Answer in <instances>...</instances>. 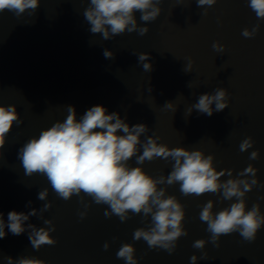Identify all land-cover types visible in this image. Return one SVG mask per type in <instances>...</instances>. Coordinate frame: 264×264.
<instances>
[{
	"label": "water",
	"instance_id": "1",
	"mask_svg": "<svg viewBox=\"0 0 264 264\" xmlns=\"http://www.w3.org/2000/svg\"><path fill=\"white\" fill-rule=\"evenodd\" d=\"M89 4L90 0H40L35 12L0 13V106L15 105L23 121L14 123L0 149V213L7 225L10 211L28 214L36 210L24 221V233L13 235L5 227L0 264H8L7 257L13 264L21 258L44 264H126L117 258L126 243L133 245L137 264H192L193 255L198 258L195 264H264V226L253 242L239 232L222 235L219 247L211 242L207 223L200 219L203 206L211 200L215 217L237 202L236 197L224 200L222 189L185 196L179 183L157 184V191L164 190L162 198L175 196L185 211L181 227L188 234L178 238L175 251L169 254L150 248L142 238L134 239L135 230L151 227V214L129 211L126 221L115 214L106 217L105 211H111L108 205L95 203L83 192L66 201L54 192L45 175L25 174L18 152L29 139L63 122L68 107L75 109L79 120L91 107L102 105L130 126H147L137 155L150 136L159 137L158 145L201 150L205 158L214 157L212 167L218 173L224 172L221 184L228 179L250 183L252 174H239L252 165L258 183L243 199L246 210L258 204L264 215V19L257 18L249 0H217L203 7L197 6V0H162L161 14L153 22H142L140 13H135L138 27L149 28L146 35L126 31L109 40L90 31L84 17ZM256 25L259 30L254 37L242 35L245 28L251 31ZM216 42L223 51L213 48ZM105 49L114 58H105ZM140 53L149 59L140 62ZM189 61L192 67L186 72ZM143 63H149L151 70L145 71ZM217 88L227 90L228 107L215 111L213 103L211 116L192 107L200 95H214ZM167 102L174 107L166 108ZM118 135L123 133L118 131ZM248 137L253 146L240 151ZM253 151L259 153L254 160L250 159ZM174 163L169 157L141 165L135 156L127 162L129 167L143 168L153 179L163 176L165 180ZM44 189L48 196L41 200L38 195ZM49 202L52 207L45 211ZM80 213L86 215L81 218ZM46 220L52 225H46ZM29 225L46 231L54 226L49 235L56 243L34 249ZM198 239L207 242L203 249L193 247Z\"/></svg>",
	"mask_w": 264,
	"mask_h": 264
},
{
	"label": "clouds",
	"instance_id": "2",
	"mask_svg": "<svg viewBox=\"0 0 264 264\" xmlns=\"http://www.w3.org/2000/svg\"><path fill=\"white\" fill-rule=\"evenodd\" d=\"M217 0H197V6H213ZM40 0H0V13L5 10L20 16L26 10H35L39 7ZM162 0H90L89 7L84 12L86 21L91 25L93 34H102L104 40L114 36L138 32L143 36L149 32L147 26L137 25L135 13H140L142 22H153L161 14L162 9L158 6ZM249 7L255 12L257 18L264 19V0H249ZM206 11V10H205ZM259 30L256 25L251 31L245 28L242 35L252 38ZM217 51H223V46L218 42L213 44ZM135 55V53H133ZM105 58H114V54L105 49ZM140 62L147 61L149 55L140 53ZM192 62L189 61L186 72L190 71ZM145 71L151 70L149 63H143ZM228 92L226 89L217 88L214 95L202 94L198 102L192 107L202 114L213 115L212 108L215 103V111H222L228 107ZM172 109L171 102L164 105ZM68 115L63 122L57 121L51 127L41 131L38 138L29 139L18 152V158L22 162L25 174H43L47 177L54 192L62 199L69 200L74 194L81 192L90 196L97 204H106L111 211H105V216L115 214L121 221L129 218V211L134 214L143 213L144 216L151 214V227L148 230L139 228L134 232V239L145 240L150 248H161L173 253L176 242L181 236L188 233L181 227L185 218L184 206L175 196L164 197V190L157 191V184L167 183L172 185L179 183L180 192L185 195L200 196L205 193H217L222 189L224 200L237 198L229 208L219 211L213 217L212 201L209 200L200 212V219L207 223V231L211 234L210 240L219 247L222 235L239 232L244 240L253 242L259 229L264 226V215L260 214L258 204H254L251 210H246L243 197L258 183L255 178L257 169L249 165L239 175L252 174L251 182L247 179H228L219 183V177L224 175L212 167L214 157L206 158L201 150L189 151L184 147L169 148L164 144H157L159 137H148L142 145L143 152L137 155V146L141 144L140 136L148 132L145 124L130 126L116 112L108 113L102 105H96L87 110L77 120L75 109L68 107ZM191 113L189 109L188 114ZM15 105L0 106V149L6 142V136L10 133L14 123L20 124ZM118 131L123 135H118ZM251 137L246 138L240 144V151H246L253 146ZM136 157L138 164L155 158L168 160L169 157L175 162L167 179L160 176L153 179L151 175L141 167H129L127 162ZM258 151H253L250 159H257ZM231 175V172H229ZM241 186L243 190H241ZM48 190L39 192L38 198L46 199ZM31 202H29L30 204ZM52 207L51 203L44 205V210ZM87 207V205H85ZM155 209V211H153ZM36 210L25 214L12 210L8 213V223L0 213V239L6 236L5 227L13 235L25 232L24 221L30 215H35ZM86 213H80L83 218ZM46 225H52L51 220L45 221ZM29 240L34 249L38 250L42 245H54L56 240L49 235L55 231L54 226L36 230L34 226ZM204 239H198L193 247L203 249L206 245ZM107 250L109 245L104 244ZM134 247L131 244H123L117 252V258L124 259L126 264H137L134 258ZM205 258V257H202ZM192 264L198 259L193 255ZM8 264H13V259L7 257ZM16 264H44L39 259L21 258Z\"/></svg>",
	"mask_w": 264,
	"mask_h": 264
}]
</instances>
